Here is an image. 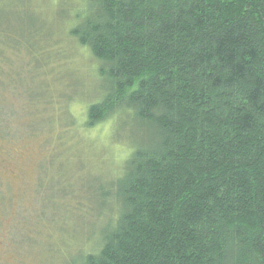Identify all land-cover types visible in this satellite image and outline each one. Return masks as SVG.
<instances>
[{"label":"trees","instance_id":"1","mask_svg":"<svg viewBox=\"0 0 264 264\" xmlns=\"http://www.w3.org/2000/svg\"><path fill=\"white\" fill-rule=\"evenodd\" d=\"M60 3L99 83L84 129L137 132L70 264H264V0Z\"/></svg>","mask_w":264,"mask_h":264},{"label":"rangeland","instance_id":"2","mask_svg":"<svg viewBox=\"0 0 264 264\" xmlns=\"http://www.w3.org/2000/svg\"><path fill=\"white\" fill-rule=\"evenodd\" d=\"M55 2L0 0V264L76 259L108 223L96 191L113 183L130 150L123 138L137 134L84 129L95 95L82 89L99 83L90 54L66 35L71 6Z\"/></svg>","mask_w":264,"mask_h":264}]
</instances>
